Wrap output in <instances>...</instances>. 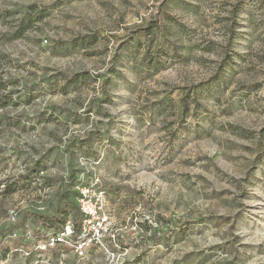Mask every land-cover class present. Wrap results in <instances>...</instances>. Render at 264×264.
<instances>
[{
	"label": "rangeland",
	"instance_id": "rangeland-1",
	"mask_svg": "<svg viewBox=\"0 0 264 264\" xmlns=\"http://www.w3.org/2000/svg\"><path fill=\"white\" fill-rule=\"evenodd\" d=\"M95 180L83 256L41 251L30 213L67 187L72 231ZM25 212L0 264H264V0H0V231Z\"/></svg>",
	"mask_w": 264,
	"mask_h": 264
},
{
	"label": "built area",
	"instance_id": "built-area-1",
	"mask_svg": "<svg viewBox=\"0 0 264 264\" xmlns=\"http://www.w3.org/2000/svg\"><path fill=\"white\" fill-rule=\"evenodd\" d=\"M97 180H95L94 185L90 186H81L78 187L77 198H76V206L79 212L80 218H82V233L84 228L88 225H97L100 226L103 223V218H107L103 213V203H104V191L97 187ZM7 218L11 220V222H15L18 218L15 210H10L7 214ZM72 235L71 229L67 226L65 228V233L62 231L59 234H54L47 238V243L39 246L41 251L50 249L60 243H63L65 237ZM81 235L79 239L81 238ZM84 243L77 242L75 252L79 256H83L84 252Z\"/></svg>",
	"mask_w": 264,
	"mask_h": 264
},
{
	"label": "trees",
	"instance_id": "trees-1",
	"mask_svg": "<svg viewBox=\"0 0 264 264\" xmlns=\"http://www.w3.org/2000/svg\"><path fill=\"white\" fill-rule=\"evenodd\" d=\"M72 171L70 172V175L68 176V180H72ZM67 193V187L65 188V192L57 199L55 206L53 207V210L50 213H44V214H39V213H30V215L34 216L35 220H38V223H40L41 227L44 228L46 227L47 230H55V234L61 233L63 230L64 222L60 220L61 216V210L59 207V202L65 198V195ZM77 210V208H76ZM77 213L79 214L78 210ZM28 213L25 212L22 214L21 219L13 224L12 226H9L8 228L1 230L0 231V236L3 238L7 235H14L17 233H20V231L23 229V222L26 217H28ZM72 235H74L73 239L74 242L77 243V239L80 237L82 233V218H80L79 215V220L75 223V226L72 228ZM44 238L43 232H35L31 237H25L23 241L18 244L16 247H30L31 242H38L41 241Z\"/></svg>",
	"mask_w": 264,
	"mask_h": 264
}]
</instances>
